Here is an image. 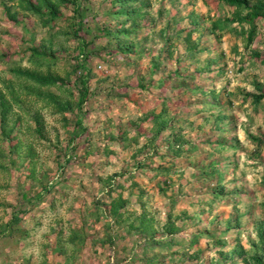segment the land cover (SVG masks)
I'll return each mask as SVG.
<instances>
[{
  "label": "rangeland",
  "instance_id": "374dc122",
  "mask_svg": "<svg viewBox=\"0 0 264 264\" xmlns=\"http://www.w3.org/2000/svg\"><path fill=\"white\" fill-rule=\"evenodd\" d=\"M0 264H264V0H0Z\"/></svg>",
  "mask_w": 264,
  "mask_h": 264
},
{
  "label": "trees",
  "instance_id": "16d2710c",
  "mask_svg": "<svg viewBox=\"0 0 264 264\" xmlns=\"http://www.w3.org/2000/svg\"><path fill=\"white\" fill-rule=\"evenodd\" d=\"M76 1V0H74ZM227 2L231 3V4H235L237 2V0H226ZM77 7V6H76ZM78 9V7L76 8ZM79 29L77 28L75 31V34L78 35ZM81 39V38H79ZM85 41L81 40V44L85 45ZM84 82H83V86H82V91H81V99H80V105H83L86 97H87V93H88V85L87 82H85V78H83ZM260 97H257V99H259Z\"/></svg>",
  "mask_w": 264,
  "mask_h": 264
}]
</instances>
